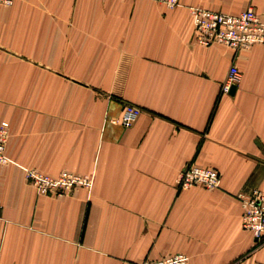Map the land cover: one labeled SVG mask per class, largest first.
I'll return each mask as SVG.
<instances>
[{
	"label": "crops",
	"instance_id": "crops-1",
	"mask_svg": "<svg viewBox=\"0 0 264 264\" xmlns=\"http://www.w3.org/2000/svg\"><path fill=\"white\" fill-rule=\"evenodd\" d=\"M16 0L0 7V264H264L236 195L264 192V46L193 42L189 7L224 14L264 0ZM235 65L233 93L221 86ZM124 103L130 128L110 122ZM219 188H178L182 169ZM29 169L91 176L90 191L38 196Z\"/></svg>",
	"mask_w": 264,
	"mask_h": 264
},
{
	"label": "built area",
	"instance_id": "built-area-1",
	"mask_svg": "<svg viewBox=\"0 0 264 264\" xmlns=\"http://www.w3.org/2000/svg\"><path fill=\"white\" fill-rule=\"evenodd\" d=\"M16 0H0V7H9ZM168 8L180 6L179 0H151ZM193 25V42L202 47L212 45L226 46L234 51L246 50L255 45L264 46V22L252 9L231 15L196 7H189ZM240 81V73L235 65L229 68L228 76L221 86V94L229 95ZM141 109L124 103L121 115L110 122L123 128H130L140 115ZM9 124L0 122V165L8 163L6 145L9 139ZM27 183L38 196L61 197L76 187L88 191L92 188L93 178L62 171L56 176L43 174L36 169L25 173ZM220 175L216 170L193 164L185 166L178 177V188L188 190L200 186L207 190L219 188ZM242 209V228L252 234L254 244L264 243V192L258 189L240 192L236 195ZM140 264H188L183 254H175L159 260H146Z\"/></svg>",
	"mask_w": 264,
	"mask_h": 264
},
{
	"label": "water",
	"instance_id": "water-1",
	"mask_svg": "<svg viewBox=\"0 0 264 264\" xmlns=\"http://www.w3.org/2000/svg\"><path fill=\"white\" fill-rule=\"evenodd\" d=\"M234 90H235V89L233 88V89L231 90V93H233V92H234Z\"/></svg>",
	"mask_w": 264,
	"mask_h": 264
},
{
	"label": "rangeland",
	"instance_id": "rangeland-1",
	"mask_svg": "<svg viewBox=\"0 0 264 264\" xmlns=\"http://www.w3.org/2000/svg\"><path fill=\"white\" fill-rule=\"evenodd\" d=\"M86 190H87V189H86ZM90 190H91V189H90ZM90 190H89V191H90ZM258 190H259V189H258ZM87 191H88V190H87Z\"/></svg>",
	"mask_w": 264,
	"mask_h": 264
}]
</instances>
